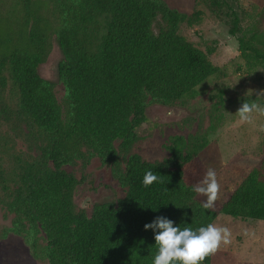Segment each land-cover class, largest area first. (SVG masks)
<instances>
[{
	"label": "trees",
	"instance_id": "1",
	"mask_svg": "<svg viewBox=\"0 0 264 264\" xmlns=\"http://www.w3.org/2000/svg\"><path fill=\"white\" fill-rule=\"evenodd\" d=\"M19 1L27 20L35 22L5 37L0 17V89L9 81L16 87L20 112L39 128L44 143L39 159H16L9 207L44 231L50 264H153L159 250L156 232L144 225L160 216L181 230L206 227L218 214L264 220V169L251 170L224 202L206 210L185 176L197 148L186 149L181 135L169 137L164 161L130 156L127 192L116 205H99L89 217L75 212L78 180L62 164L80 146L110 160L116 140L129 145L145 120V90L168 100L191 98L220 69L177 30L196 12L179 14L159 0H52L59 20V70L71 104L63 118L52 84L37 72L48 41L32 14L36 0ZM237 21L235 16L231 33ZM239 49L264 64L263 47L240 39ZM148 171L159 180L145 187ZM0 186L9 189L1 168ZM210 257L199 264H209Z\"/></svg>",
	"mask_w": 264,
	"mask_h": 264
},
{
	"label": "rangeland",
	"instance_id": "2",
	"mask_svg": "<svg viewBox=\"0 0 264 264\" xmlns=\"http://www.w3.org/2000/svg\"><path fill=\"white\" fill-rule=\"evenodd\" d=\"M159 1L179 14L196 12L189 23L180 22L177 30L220 70L198 85V92L191 98L168 100L145 90V120L134 129L129 145L116 140L108 161L82 145L62 164L78 180L73 192L74 210L87 217L97 206L116 205L125 196L126 166L131 155L146 161L166 160L170 136L181 135L186 149L197 148L185 172L188 184H199L209 168L215 170L220 185L215 205L224 202L251 170L264 169V115L254 113L251 123H241L237 114L244 102L264 106V64L239 49L240 39L264 49V0ZM32 10L44 26L48 41L37 72L52 84L65 118L71 104L59 70L62 52L56 42L58 14L52 0H36ZM235 16L237 26L231 33ZM0 17L5 21V37L16 36L35 22L27 20L19 0H0ZM153 27L156 29L157 21ZM43 143L39 128L20 112L17 89L9 81L0 89V168L9 187L2 190L0 186V264H50L44 231L9 207L16 186V159H39ZM198 195L207 201L206 196ZM211 224L228 228L231 235L230 243L222 244L209 264H264V220L218 214Z\"/></svg>",
	"mask_w": 264,
	"mask_h": 264
},
{
	"label": "clouds",
	"instance_id": "3",
	"mask_svg": "<svg viewBox=\"0 0 264 264\" xmlns=\"http://www.w3.org/2000/svg\"><path fill=\"white\" fill-rule=\"evenodd\" d=\"M254 113L264 115V106L244 102L237 111L241 123H251ZM158 180V176L148 171L144 175L143 184L147 187ZM193 191L207 197L203 203L204 209H213L220 191L215 170L209 168L204 179L193 187ZM144 228L156 232L155 242L159 250L153 264H199L206 257L214 255L222 244L230 243L229 229L212 224L197 230L190 227L181 230L179 226H174L173 221L160 216L152 223L145 224Z\"/></svg>",
	"mask_w": 264,
	"mask_h": 264
}]
</instances>
